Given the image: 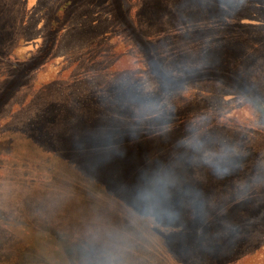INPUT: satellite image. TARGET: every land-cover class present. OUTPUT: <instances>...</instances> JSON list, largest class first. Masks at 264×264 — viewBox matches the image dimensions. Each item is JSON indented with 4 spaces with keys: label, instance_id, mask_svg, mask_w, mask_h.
I'll return each instance as SVG.
<instances>
[{
    "label": "rangeland",
    "instance_id": "374dc122",
    "mask_svg": "<svg viewBox=\"0 0 264 264\" xmlns=\"http://www.w3.org/2000/svg\"><path fill=\"white\" fill-rule=\"evenodd\" d=\"M59 1L0 0V264H264V0L209 15L232 51L159 1Z\"/></svg>",
    "mask_w": 264,
    "mask_h": 264
},
{
    "label": "trees",
    "instance_id": "16d2710c",
    "mask_svg": "<svg viewBox=\"0 0 264 264\" xmlns=\"http://www.w3.org/2000/svg\"><path fill=\"white\" fill-rule=\"evenodd\" d=\"M76 1L79 2V3H77V5H78V4L82 3V2H84L85 0H76ZM158 1H159L160 7L159 8H156V10H158L160 13H162V15L165 18H167L168 15L169 16H172L173 15V17H175V16L179 15L180 10H181L180 16H182V21L189 22V23H193V22L198 23L199 21L201 22V25L202 26L200 25L199 31L195 35L192 32L187 31L184 28V30L186 32V35H187V37L189 39L192 38L193 36H196V37L198 36L197 38L199 40H204V41H206V40L207 41L208 40L209 41L210 40L216 41L217 39H219V43H220L219 46H221L223 44L229 45V50H230V47L233 44L238 43V45H239V43H242V45H244L245 44V41L249 40V36H244V39H240V37H239L241 33L245 34L246 30L248 31V29L246 28L248 26L246 24H245V27L243 25H240V31H239V35H238V34H236V29H235L234 26L231 27L230 30H228L227 28L224 29V26L222 25V23L219 24V23H217L215 21V19L214 20L210 19L211 17L209 15L210 14L213 15V13L216 10V6H219V5H222V4H225V6L227 5V11L226 12L229 13L230 17H231L230 11L235 13L234 5H233V7L231 9V4H230L229 5V9H228V2H226V0H225V3L222 0H219L218 2L216 0H212V3H208L209 4L208 6L206 4H202L201 3V4H199V7L197 9H194L190 5H188L187 8L182 7L181 9H179V11L177 12V14H173V11L177 10V7L178 6H173L172 5V2L169 1V0H141V4L142 5L145 4L144 6L146 8H152V9H154L153 4L155 2H158ZM70 2H71V0H60L55 5L54 11H57V12L58 11H65V9L67 11H71V9L73 8V5L72 4H69ZM233 2L235 4L236 3V0H234ZM179 4L181 6L183 4V1L179 2ZM224 9H226V7H224ZM217 11H219V10H217ZM217 11L214 14H216ZM245 11H248V10L247 9L244 10V13H245ZM184 13L188 15L187 16V19L188 20H185L183 18V14ZM244 13H243V18L247 17V15L244 14ZM204 18H207V25H203V23H202ZM234 18L236 19L235 16H234ZM247 19L249 21L252 20V19H250L248 17H247ZM210 20H211V23H210ZM260 22H263V20L262 19H259L256 23L259 24ZM209 23L211 25H209ZM223 23H225V20L223 21ZM214 25H220L221 26V27H219V32H217V35L214 34L215 28L212 29V27ZM48 34H49V32H48ZM147 40L150 41L148 38H147ZM48 46H49V44H47V42H46V44L44 45V48H42L41 53L46 52V50L48 49ZM248 49H249V47H248ZM208 50H210V49H208ZM203 51L205 52V48L203 49ZM230 51H232V50H230ZM203 54L204 53L200 52L197 57H203ZM224 56H228V55L225 54ZM228 57H230V56H228Z\"/></svg>",
    "mask_w": 264,
    "mask_h": 264
}]
</instances>
